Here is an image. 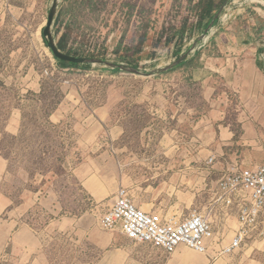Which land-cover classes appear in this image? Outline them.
Returning a JSON list of instances; mask_svg holds the SVG:
<instances>
[{
  "label": "rangeland",
  "instance_id": "1",
  "mask_svg": "<svg viewBox=\"0 0 264 264\" xmlns=\"http://www.w3.org/2000/svg\"><path fill=\"white\" fill-rule=\"evenodd\" d=\"M199 2L58 0L57 45L64 39L73 55L123 68L114 71L99 62L66 67L54 56L44 37L54 0H0V264H264L258 245L211 262L101 225L121 188L144 212L181 215L206 206L223 177L219 162H208L220 140L203 117L201 65L216 51L205 53L213 31L204 39L195 29ZM218 6V24L244 27L258 21L252 8L264 0ZM184 54L190 64L161 73ZM228 123L242 134L234 112Z\"/></svg>",
  "mask_w": 264,
  "mask_h": 264
},
{
  "label": "built area",
  "instance_id": "2",
  "mask_svg": "<svg viewBox=\"0 0 264 264\" xmlns=\"http://www.w3.org/2000/svg\"><path fill=\"white\" fill-rule=\"evenodd\" d=\"M215 161L211 158L209 163ZM232 220H237L238 229L232 227ZM101 225L110 232L119 229L126 238L169 255L181 246L211 255L214 261L239 255L254 244L260 245L255 250L264 252V164L252 170L238 164L228 167L213 199L188 214L144 212L121 188Z\"/></svg>",
  "mask_w": 264,
  "mask_h": 264
},
{
  "label": "crops",
  "instance_id": "3",
  "mask_svg": "<svg viewBox=\"0 0 264 264\" xmlns=\"http://www.w3.org/2000/svg\"><path fill=\"white\" fill-rule=\"evenodd\" d=\"M221 1L215 0L216 7ZM234 4L231 10L237 9L238 16L246 14V8ZM252 10L259 19L248 26L235 23L215 26L205 53L211 52L212 46L216 53L207 54L205 65H201L206 74L203 80L207 84L204 97L210 107L209 113L203 117L209 125L218 127L216 136L220 140L208 158L219 162L223 174L235 164L244 170L256 169L264 164V8L254 7ZM195 29L201 30L199 25ZM236 30L240 33L237 34ZM213 77L221 83L217 85ZM233 112L242 128L240 135L228 123V117ZM221 157L225 161H220ZM64 222L72 223L71 220L61 223ZM33 245L31 243L28 247ZM206 256L214 261L211 255ZM32 264L45 262L39 260Z\"/></svg>",
  "mask_w": 264,
  "mask_h": 264
},
{
  "label": "water",
  "instance_id": "4",
  "mask_svg": "<svg viewBox=\"0 0 264 264\" xmlns=\"http://www.w3.org/2000/svg\"><path fill=\"white\" fill-rule=\"evenodd\" d=\"M57 8H58V0H54V4H53L52 9H51L50 14H49L47 26L44 30V37L46 39V43L56 58H58L59 60L64 61V62H70V63H75V64H93V63H97V62L107 63L109 66L113 67L114 69H117V68H119L120 70L123 69L120 66V64H117V63H112V62L105 61V60H102L99 58H94V57H85V56L73 55V54L65 53L64 51H62L58 47L57 43L55 42L53 32H52V27H53L55 17L57 14ZM220 14H221V9L215 14L210 25L208 26V28L204 32V36H203L204 39L213 31L216 24L219 23ZM187 55L188 54H184L183 56H181V58H179L173 65L168 66L165 69L161 70V73H165L167 71L174 69L180 63H182L185 59H187ZM129 70L131 72H133L134 74H137V75L148 76V74H145L142 71H140L139 69L134 68V67L129 66Z\"/></svg>",
  "mask_w": 264,
  "mask_h": 264
},
{
  "label": "trees",
  "instance_id": "5",
  "mask_svg": "<svg viewBox=\"0 0 264 264\" xmlns=\"http://www.w3.org/2000/svg\"><path fill=\"white\" fill-rule=\"evenodd\" d=\"M222 1H225V0H222ZM218 7H216L215 0H200L199 4L197 6V8L199 10V18H200V20H199V26H200V29H204V28H207L208 27V25L211 23L213 17L217 13ZM58 47L62 51H64L65 53L74 54L73 52L67 51L66 45L64 43V39H62L59 42ZM121 58L122 59H125V60H128V62H129L130 65L135 66L134 65V61L132 60V58H131L130 55H124ZM60 63L63 64V65H65L66 67L78 66V64L70 63V62L60 61ZM185 64H190V61L188 62L187 59H186L182 63H180L178 65V67H183ZM86 65H90V64H86ZM133 66H130V67H133ZM119 70H120L119 68L114 69V71H119Z\"/></svg>",
  "mask_w": 264,
  "mask_h": 264
},
{
  "label": "bare ground",
  "instance_id": "6",
  "mask_svg": "<svg viewBox=\"0 0 264 264\" xmlns=\"http://www.w3.org/2000/svg\"><path fill=\"white\" fill-rule=\"evenodd\" d=\"M222 21V20H221Z\"/></svg>",
  "mask_w": 264,
  "mask_h": 264
}]
</instances>
